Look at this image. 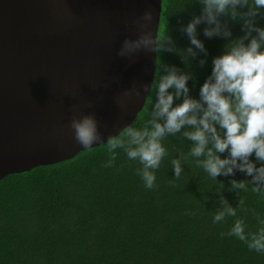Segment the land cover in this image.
<instances>
[{
  "label": "trees",
  "instance_id": "1",
  "mask_svg": "<svg viewBox=\"0 0 264 264\" xmlns=\"http://www.w3.org/2000/svg\"><path fill=\"white\" fill-rule=\"evenodd\" d=\"M201 7L198 0H161L156 34L168 32L178 51L154 52L151 81L155 84L163 74V64L175 66L192 75L188 87L195 99L211 74L213 58L230 39L244 35L242 22L227 17L221 19L232 32L229 39L205 37L207 25L201 24L197 34L207 55L185 63L182 50L190 41L181 28L201 14ZM260 11L255 22L264 28V9ZM200 59L206 60L203 66ZM154 100L153 87L129 125L142 128ZM106 142L0 179V264H264V253L227 235L237 218L244 219L246 234L260 228L252 210L264 218V197L252 192L251 185L247 191L230 190L231 180L251 177L237 170L234 176L212 179L189 155L192 142L177 133L162 141L168 155L155 172V187L148 189L136 173L141 165L123 149H116L112 167L104 166L110 156ZM181 156L183 171L176 180L171 160ZM250 159L260 166L254 154ZM219 189L234 208L242 198L248 211L238 207L236 217L214 223Z\"/></svg>",
  "mask_w": 264,
  "mask_h": 264
},
{
  "label": "water",
  "instance_id": "2",
  "mask_svg": "<svg viewBox=\"0 0 264 264\" xmlns=\"http://www.w3.org/2000/svg\"><path fill=\"white\" fill-rule=\"evenodd\" d=\"M160 2L0 0V179L89 149L76 141L73 118L94 116L102 142L134 120L155 54L118 53L141 31L155 38Z\"/></svg>",
  "mask_w": 264,
  "mask_h": 264
},
{
  "label": "clouds",
  "instance_id": "3",
  "mask_svg": "<svg viewBox=\"0 0 264 264\" xmlns=\"http://www.w3.org/2000/svg\"><path fill=\"white\" fill-rule=\"evenodd\" d=\"M198 3L202 6L201 14L181 28L190 41V46L182 50L185 63L195 60L201 53L207 55L205 45L197 34L201 24L207 25L203 30L205 37L229 39L232 32L221 19L227 17L234 22H242L244 35L230 39L223 53L213 58L211 74L199 90V99L189 94L190 73L163 64V74L158 81L155 84L152 82L150 88L143 86V90L147 91L155 88V100L149 113L151 118L142 128L129 125L119 135L109 136L106 143L110 156L104 166L112 167L116 149H123L129 160L138 161L141 165L136 173L145 187L152 189L155 187V172L168 155L162 141L166 136L182 133L185 139L192 142L189 155L197 158V166L202 167L212 179L234 176L238 170L251 180L233 179L230 190L247 191L248 185H251L252 192L264 197V28L255 22V18L261 15L260 10L264 9V0H198ZM245 8L247 11L239 10ZM151 20V11L144 12L140 17L141 28H145ZM140 50L156 53L178 51L168 32L163 37L156 34L153 38L150 31H141L138 38L124 40L118 55L126 57ZM199 63L203 66L206 60L200 59ZM133 91L136 96L141 94V90L135 87ZM177 100L182 102L174 106ZM71 128L76 141L84 148L103 143L94 116L73 118ZM224 153L227 156L221 158ZM253 154L260 162L259 167L250 159ZM184 158L171 160L176 180L181 177V161ZM170 184L175 186L172 181ZM220 185L222 189L223 183ZM220 189V206L215 210L214 223L224 221L226 217H236L238 207L248 211L243 209L242 198L238 207H232L220 194ZM252 211L260 224L258 231L246 234L244 219L237 218L227 235L245 242L250 250L264 253V218Z\"/></svg>",
  "mask_w": 264,
  "mask_h": 264
}]
</instances>
